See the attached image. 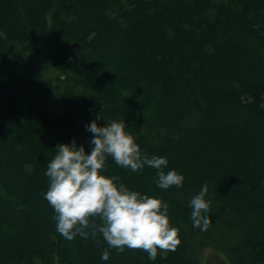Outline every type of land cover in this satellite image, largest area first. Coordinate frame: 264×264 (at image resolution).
I'll return each instance as SVG.
<instances>
[{"label": "trees", "instance_id": "1", "mask_svg": "<svg viewBox=\"0 0 264 264\" xmlns=\"http://www.w3.org/2000/svg\"><path fill=\"white\" fill-rule=\"evenodd\" d=\"M93 120H124L185 177L161 189L156 169L110 157L104 173L168 203L176 251L105 261L101 234L57 232L47 165L73 140L90 152ZM205 183L201 231L189 204ZM208 251L264 264V0H0V264H205Z\"/></svg>", "mask_w": 264, "mask_h": 264}, {"label": "clouds", "instance_id": "2", "mask_svg": "<svg viewBox=\"0 0 264 264\" xmlns=\"http://www.w3.org/2000/svg\"><path fill=\"white\" fill-rule=\"evenodd\" d=\"M126 128L124 120H109L103 126L93 120L86 125L92 134L90 152L86 153L83 145L77 146L75 140L58 145L45 173L49 179L45 199L54 209L57 232L66 240L101 234L107 244L102 260L110 259L109 249L123 253L127 248L143 250L154 261L158 249L174 252L181 244L179 228L170 222L169 205L129 189L118 176L104 175L106 162L110 157L116 165L133 172L145 166L154 168L158 173L155 182L161 189L182 187L185 177L174 169L165 172L167 158L142 151ZM208 191L205 183L189 204L192 227L201 231L210 225Z\"/></svg>", "mask_w": 264, "mask_h": 264}, {"label": "rangeland", "instance_id": "3", "mask_svg": "<svg viewBox=\"0 0 264 264\" xmlns=\"http://www.w3.org/2000/svg\"><path fill=\"white\" fill-rule=\"evenodd\" d=\"M213 261H218L217 264L221 263V259L219 257L214 256L211 252L205 253V264H211ZM212 264H216V262H213Z\"/></svg>", "mask_w": 264, "mask_h": 264}, {"label": "water", "instance_id": "4", "mask_svg": "<svg viewBox=\"0 0 264 264\" xmlns=\"http://www.w3.org/2000/svg\"><path fill=\"white\" fill-rule=\"evenodd\" d=\"M217 264V263H216Z\"/></svg>", "mask_w": 264, "mask_h": 264}]
</instances>
